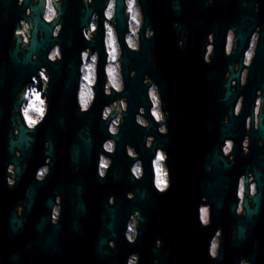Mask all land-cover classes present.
<instances>
[{"label": "flooded vegetation", "instance_id": "flooded-vegetation-1", "mask_svg": "<svg viewBox=\"0 0 264 264\" xmlns=\"http://www.w3.org/2000/svg\"><path fill=\"white\" fill-rule=\"evenodd\" d=\"M80 17L75 82L59 40L14 75L0 264H264V0H0V43Z\"/></svg>", "mask_w": 264, "mask_h": 264}, {"label": "water", "instance_id": "water-1", "mask_svg": "<svg viewBox=\"0 0 264 264\" xmlns=\"http://www.w3.org/2000/svg\"><path fill=\"white\" fill-rule=\"evenodd\" d=\"M86 17H80V24L76 26L75 24H66L64 39L55 38L50 40L49 36L43 38L41 41L37 42L35 38L32 39L29 45V51L24 55V57L19 58L18 54L19 45L17 44L14 49L7 48L4 43H0V181L5 182L7 178V170L10 163H17L18 160L14 155V147L18 145L23 151L30 144L28 143V138L25 135V128L21 125V131L17 139H13L12 131V109H19V104L21 99H16V93L20 89V83L16 84L14 75L22 70H25L29 63L31 62L32 52H39L40 45H46V48L52 44L54 41L59 40L63 45V50L65 52V60L71 61L70 66L72 70L69 75L68 82H75L76 75V64L73 61V56L78 57L81 50L86 45L82 34V27L87 22ZM50 33V27L45 28ZM47 34V35H48ZM69 66V65H68ZM5 67V73L2 72ZM58 67V66H56ZM67 81V79H66ZM57 125H62L61 123L49 121L45 119L40 126H45L48 128L49 132L55 137L57 136ZM258 135L264 138V126L261 123L258 129ZM34 140V138H32ZM119 139V136H117ZM53 144L51 143L52 147ZM256 177L259 178V173L256 172ZM260 186L261 183L259 182ZM261 191L255 196L256 205L254 208H248L247 216L249 217L252 213L258 212L261 204ZM248 206V203L246 202ZM249 207V206H248Z\"/></svg>", "mask_w": 264, "mask_h": 264}, {"label": "snow or ice", "instance_id": "snow-or-ice-1", "mask_svg": "<svg viewBox=\"0 0 264 264\" xmlns=\"http://www.w3.org/2000/svg\"><path fill=\"white\" fill-rule=\"evenodd\" d=\"M133 2H134V0H133ZM131 10H132V8H131V4H130L129 5V11H131ZM133 19H135V17H133ZM108 36L111 39V37H112L111 29L108 30ZM85 57H87V53H85ZM114 58L115 57L113 56V59ZM92 59L94 61L95 60V57H93ZM110 72H111V70H110ZM84 79L87 80L89 84L92 83V80L90 79L89 76H85ZM33 97H34L33 102L29 105V108L34 109V110L38 111L41 115H43V113H44V109L42 107L43 100L40 99V94L38 92H33ZM37 101H39V104L41 106H39V107L37 106ZM84 106L87 107V104L85 103ZM24 114L28 118V122L30 124H35L36 123V121L35 120H32L31 117L29 116L27 109L25 110V113ZM156 118L157 119H160L159 115H157ZM106 147H108L109 151L111 150V145H107ZM157 159H158V161H162V160L165 159V157L161 154V155L158 156ZM104 167H107V165L105 164ZM44 171H47V169L43 170L41 172V175L44 174ZM136 171L138 173L139 170L137 169ZM101 175H103V173H101ZM156 185L161 190H163L164 188L167 187V181L163 178V174L161 173V170H160L159 166L157 167V180H156ZM202 212L204 214L203 215L204 222L207 223V209H203ZM212 254L213 255L216 254V245L214 243L212 245Z\"/></svg>", "mask_w": 264, "mask_h": 264}]
</instances>
